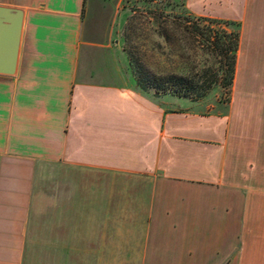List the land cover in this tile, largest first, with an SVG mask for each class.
<instances>
[{
  "label": "crops",
  "instance_id": "crops-1",
  "mask_svg": "<svg viewBox=\"0 0 264 264\" xmlns=\"http://www.w3.org/2000/svg\"><path fill=\"white\" fill-rule=\"evenodd\" d=\"M0 0V264H264V0L227 104L141 91L112 0Z\"/></svg>",
  "mask_w": 264,
  "mask_h": 264
},
{
  "label": "trees",
  "instance_id": "trees-1",
  "mask_svg": "<svg viewBox=\"0 0 264 264\" xmlns=\"http://www.w3.org/2000/svg\"><path fill=\"white\" fill-rule=\"evenodd\" d=\"M146 20L156 23V33L166 42L189 41L192 60L185 73H158L148 63L146 51L133 43L132 34L137 30L133 24L129 28L132 34L124 35V51L126 53L132 75L137 87L154 95H173L197 101L213 86L219 85L227 89L230 96L235 73L236 54L239 47V24L209 18H194L186 16L169 21L161 12L148 11L142 14ZM138 19H131L133 22ZM140 20V19H138ZM199 21L206 22L200 26ZM170 25V26H169ZM228 26H234V31H228ZM199 49L206 60L198 69L195 62L196 51ZM180 57H183L180 54Z\"/></svg>",
  "mask_w": 264,
  "mask_h": 264
},
{
  "label": "rangeland",
  "instance_id": "rangeland-1",
  "mask_svg": "<svg viewBox=\"0 0 264 264\" xmlns=\"http://www.w3.org/2000/svg\"><path fill=\"white\" fill-rule=\"evenodd\" d=\"M117 11V31L122 40L124 47V35L132 34L130 27L133 24L137 28L132 34V41L139 46L141 50L146 51L149 66L158 73H168L170 71L176 73H185L190 67L192 60H186L187 55L192 56L193 51L189 50V41L183 42H166L156 33V23L152 20H146L142 14L148 11L163 13V16L169 21L177 18L189 16L184 8V0H112ZM92 11L101 10L102 4L100 1L92 0ZM138 18L134 22L131 19ZM192 17V16H191ZM200 26L206 25V22L199 21ZM130 26V27H129ZM170 26V25H169ZM228 31H234V26H228ZM195 62L198 64V69L202 68L206 56L197 49ZM182 54L183 57H180ZM208 100L211 103L227 104L229 94L226 88L219 85L213 86L203 97L198 100ZM197 100V101H198Z\"/></svg>",
  "mask_w": 264,
  "mask_h": 264
},
{
  "label": "water",
  "instance_id": "water-1",
  "mask_svg": "<svg viewBox=\"0 0 264 264\" xmlns=\"http://www.w3.org/2000/svg\"><path fill=\"white\" fill-rule=\"evenodd\" d=\"M13 58H14V46L12 48V54H11V57H10L9 65L6 68L0 67V73L8 74V73L11 72Z\"/></svg>",
  "mask_w": 264,
  "mask_h": 264
}]
</instances>
